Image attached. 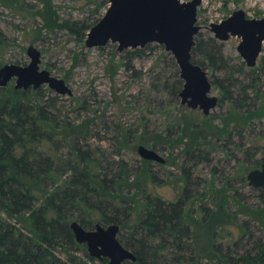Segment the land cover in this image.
<instances>
[{"label":"rangeland","instance_id":"obj_1","mask_svg":"<svg viewBox=\"0 0 264 264\" xmlns=\"http://www.w3.org/2000/svg\"><path fill=\"white\" fill-rule=\"evenodd\" d=\"M110 6L111 0H0V69L28 66V49L34 46L42 54L41 70L63 79L73 94L61 95L44 85L30 93L28 105L45 108L58 132L68 123L89 126V133L68 138L50 128V140L28 149L36 158L43 153L55 160L51 171L63 179L71 174L67 165L78 158L80 147L91 150L100 175L125 179L124 161L134 183L122 194L136 207L134 216L148 197L167 204L184 200L192 227L191 238L184 239L189 250L168 245L158 264H179L176 255L186 257L181 264L198 257L202 264H221L215 245L223 254H257L258 244L264 245V187L250 186L248 176L264 160V44L257 66L250 68L238 51L241 38L221 41L212 24L239 10L249 19L263 20L264 0H202L198 7L193 59L203 64L213 85L211 96L219 98L208 115L182 104L184 81L165 46L149 44L139 56L132 55L136 49L120 52L112 41L87 47L89 32L84 40L77 32L96 26ZM48 15L51 25L43 19ZM15 87L13 80L6 88ZM140 146L155 150L166 163L144 160ZM216 213L220 217L214 219ZM9 222L23 230L22 223ZM173 239L167 236L169 244ZM56 250L66 259L73 255L77 264H108L107 259L91 262L86 245L61 240Z\"/></svg>","mask_w":264,"mask_h":264},{"label":"trees","instance_id":"obj_2","mask_svg":"<svg viewBox=\"0 0 264 264\" xmlns=\"http://www.w3.org/2000/svg\"><path fill=\"white\" fill-rule=\"evenodd\" d=\"M43 19L52 24V16ZM91 28L83 26L77 33L84 40ZM143 49H136L132 55H142ZM197 49L195 45L192 61L203 66L193 59ZM207 59L213 60L214 57ZM31 92L38 91L0 90V264H77L76 257L69 254L67 259L63 258L56 250L61 240L67 245L80 247L70 227L74 221L86 230H93L98 224L118 225L119 241L137 257L134 264H158L161 251L168 245L176 247L179 252H187L190 245L184 239L191 238L192 227L185 216L186 202L181 199L167 204L161 199L148 197L138 215L134 216L136 207L122 194L125 187L134 183L124 168V161L125 179L115 173L100 175L96 171L98 160L91 150L84 151L80 147L78 158L67 165L71 174L63 179L62 175L55 176L56 172L51 171L55 160L43 153L44 156H34L28 147L35 149L36 144L50 140L46 137L50 128L57 135L68 138L89 133V126L68 123L64 131L58 132L59 126L52 127L45 117V108L28 105ZM225 93H228L227 88ZM263 164L264 160L261 166ZM43 185L46 188L51 186V190ZM37 189L42 192L39 198L35 195ZM207 212L210 211H204ZM219 217L218 213L213 215L214 219ZM8 219L22 223L23 230ZM204 221H208L207 217ZM167 236L174 238L173 244L168 243ZM214 249L221 264H264L261 242L255 255L223 254L216 245ZM87 258L95 261L90 255ZM174 259L181 264L186 257L176 255ZM191 264L202 262L198 257L192 259Z\"/></svg>","mask_w":264,"mask_h":264},{"label":"water","instance_id":"obj_3","mask_svg":"<svg viewBox=\"0 0 264 264\" xmlns=\"http://www.w3.org/2000/svg\"><path fill=\"white\" fill-rule=\"evenodd\" d=\"M202 0L182 2L181 0H111L105 17L87 35L88 48L104 47L110 41L119 44V51L142 49L157 43L171 52L180 68L184 87L180 93L182 104L193 110L200 109L208 115L219 102L211 96L212 82L206 70L192 61V51L196 45L195 37L200 31L198 7ZM216 38L228 41L232 36L241 38L238 48L247 66L254 68L263 50L264 19H249L242 10L219 24H212ZM31 63L28 66L6 65L0 69V87L6 88L13 80L16 90H38L48 85L61 95H72L70 86L60 78L41 70L42 54L34 46L29 47ZM146 161L166 163L155 150L145 146L138 149ZM250 186L264 187V164L251 171L248 176ZM75 240L86 245L90 257L108 260V264H134L136 255L125 248L118 239L120 227L116 224L96 225L86 230L77 221L70 224Z\"/></svg>","mask_w":264,"mask_h":264},{"label":"bare ground","instance_id":"obj_4","mask_svg":"<svg viewBox=\"0 0 264 264\" xmlns=\"http://www.w3.org/2000/svg\"><path fill=\"white\" fill-rule=\"evenodd\" d=\"M80 145V144H79Z\"/></svg>","mask_w":264,"mask_h":264},{"label":"flooded vegetation","instance_id":"obj_5","mask_svg":"<svg viewBox=\"0 0 264 264\" xmlns=\"http://www.w3.org/2000/svg\"><path fill=\"white\" fill-rule=\"evenodd\" d=\"M248 18V17H247Z\"/></svg>","mask_w":264,"mask_h":264}]
</instances>
